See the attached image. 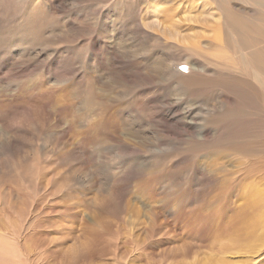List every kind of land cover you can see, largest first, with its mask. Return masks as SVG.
<instances>
[{"label": "rangeland", "instance_id": "1", "mask_svg": "<svg viewBox=\"0 0 264 264\" xmlns=\"http://www.w3.org/2000/svg\"><path fill=\"white\" fill-rule=\"evenodd\" d=\"M260 1L0 0V264H264Z\"/></svg>", "mask_w": 264, "mask_h": 264}, {"label": "bare ground", "instance_id": "2", "mask_svg": "<svg viewBox=\"0 0 264 264\" xmlns=\"http://www.w3.org/2000/svg\"><path fill=\"white\" fill-rule=\"evenodd\" d=\"M262 1V0H261ZM260 1V2H261ZM255 3H257V2H255ZM255 3H254V6H255ZM259 3V2H258ZM262 3V2H261ZM263 4H264V1H263ZM226 5V4H225ZM230 5V4H229ZM259 5V4H258ZM261 5V4H260ZM230 7V6H229ZM233 7V6H232ZM150 8V7H149ZM226 8H227V6H226ZM263 9H264V7H262ZM261 9V8H260ZM230 10H231V8H230ZM229 9H228V12H230L231 13V11H230ZM242 11V10H241ZM227 13V12H226ZM232 13H233V11H232ZM256 15H259V14H256ZM259 17V16H258ZM264 18V17H263ZM259 19V18H258ZM257 19V20H258ZM264 20V19H263ZM262 21V20H261ZM230 22V21H229ZM228 22V23H229ZM233 22V21H232ZM258 22V21H257ZM227 23V24H228ZM239 23V25L238 26H240L242 23L241 22H237V24ZM241 23V24H240ZM245 23V22H244ZM256 23V22H255ZM260 23V22H259ZM229 25V24H228ZM226 27H227V25H225ZM237 26V25H236ZM235 26V27H236ZM242 26H244V25H242ZM255 26V25H254ZM254 26H253V28H254ZM251 27V26H250ZM238 27H236V29H237ZM240 28V27H239ZM252 28V29H253ZM241 29H242V27H241ZM249 29V28H248ZM247 29V30H248ZM252 29H250V32H251V30ZM233 30V29H232ZM244 30V29H243ZM234 31V30H233ZM236 31V30H235ZM239 32V31H238ZM259 32V31H258ZM229 33H230V31H229ZM242 35L244 36L245 34H243L242 33ZM232 36H234V35H232ZM259 36V35H258ZM248 37V36H247ZM246 36H245V39L247 38ZM241 38V37H240ZM258 38V37H257ZM248 39V38H247ZM246 39V40H247ZM245 40V42H248V41H246ZM236 42V41H235ZM242 43H243V40H242ZM235 44H237V43H235ZM239 45V43L237 44V46ZM244 45V44H243ZM252 45L253 46H255V44H253L252 43ZM242 46V45H241ZM244 46H247V45H244ZM257 49V48H256ZM263 49V48H262ZM215 53V52H214ZM257 53H255L254 51H253V49H252V51H250V57L252 58V60L251 59H247V60H249V61H247L246 60V58H245V56L242 58V59H240V60H242L244 63H245V65H247V67L246 68H252L253 69V71H251L250 70V72H252V76H254V77H256V80L258 81V79L260 78H262V75H261V73L259 74L258 73V71H257V69H256V66L257 67H259V70H260V68L262 69V71H263V73H264V51H261V55H256ZM223 55V54H222ZM244 55V54H243ZM246 55V54H245ZM247 56V55H246ZM228 57V56H227ZM231 57V56H230ZM233 57V56H232ZM236 57V56H235ZM241 58V57H240ZM225 59V58H224ZM227 60V59H226ZM230 60V59H229ZM234 60V59H233ZM229 63V62H228ZM243 63V64H244ZM253 63V64H252ZM239 64H240V62H239ZM244 65V66H245ZM240 66H242V64H240ZM243 68V71H244V67H242ZM241 68V69H242ZM245 68V69H246ZM248 70V69H247ZM235 71L236 72H238L237 70H236V67H235ZM240 72V71H239ZM240 73H243V72H240ZM233 74V73H232ZM244 74V73H243ZM247 76H248V74H246ZM186 76V75H185ZM217 76V75H216ZM260 76V77H259ZM182 79H184V78H182ZM186 80V79H185ZM191 80V79H190ZM261 82V81H260ZM263 82V81H262ZM236 84V83H235ZM256 84V83H255ZM258 84H261V83H258ZM251 85H252V83H251ZM242 86V85H241ZM240 86V87H241ZM247 86V85H246ZM260 86V85H259ZM258 86V87H259ZM262 86H264V84L262 85ZM252 89V88H251ZM259 89V88H258ZM256 90V89H255ZM256 95V94H255ZM261 96H263V95H261ZM255 100V99H254ZM257 105V104H256ZM252 190V189H251ZM263 194H262V193ZM252 193V192H251ZM252 194H254V193H252ZM256 195H257V197H258V199H260L261 197H264L263 195H264V192L262 191V190H260V189H258V190H256ZM253 196V195H252ZM248 200V204H249V202H254L255 203V201H252V200H249V199H247ZM243 202V201H242ZM241 202V203H242ZM245 202V201H244ZM243 202V203H244ZM260 202V201H259ZM257 204V203H256ZM252 206V205H251ZM254 206V205H253ZM255 207V206H254Z\"/></svg>", "mask_w": 264, "mask_h": 264}]
</instances>
